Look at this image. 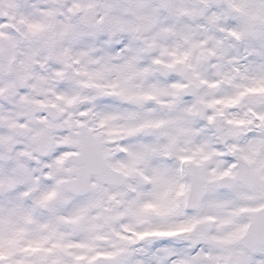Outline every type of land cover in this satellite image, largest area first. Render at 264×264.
<instances>
[{
	"label": "snow or ice",
	"instance_id": "6c2138e0",
	"mask_svg": "<svg viewBox=\"0 0 264 264\" xmlns=\"http://www.w3.org/2000/svg\"><path fill=\"white\" fill-rule=\"evenodd\" d=\"M0 264H264V0H0Z\"/></svg>",
	"mask_w": 264,
	"mask_h": 264
}]
</instances>
